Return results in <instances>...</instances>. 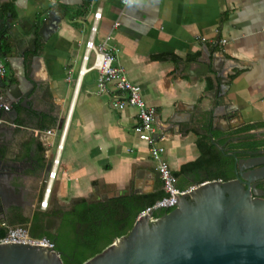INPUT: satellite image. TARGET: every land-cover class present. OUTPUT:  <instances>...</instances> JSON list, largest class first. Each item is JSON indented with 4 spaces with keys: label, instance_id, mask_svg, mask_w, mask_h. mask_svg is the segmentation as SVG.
<instances>
[{
    "label": "crops",
    "instance_id": "crops-1",
    "mask_svg": "<svg viewBox=\"0 0 264 264\" xmlns=\"http://www.w3.org/2000/svg\"><path fill=\"white\" fill-rule=\"evenodd\" d=\"M93 5L103 11L95 41L110 37L109 45L118 49L116 64L156 108L157 139L174 171L200 156L199 137L214 142L215 134L226 132L221 127L230 123L264 121V0H141L126 7L121 0H94ZM89 9L90 0H0V31L10 28L18 45L36 47L25 49V57L34 54L32 96L26 104L21 95L14 106L6 102L10 110L0 127L2 162L17 172L12 179L15 193L6 194L19 202L12 203L6 221L15 211L33 217L38 210L68 211L78 201L99 203L163 189L148 145L135 130L137 108L115 107L113 101L123 95L113 84L100 91L96 70L86 73L76 93L91 24ZM55 10L60 22L53 23L58 26L45 40L35 35ZM203 53L217 54L235 71L227 96L215 90L205 65L195 62ZM2 59L7 85L0 87V98L18 83L21 68L13 59ZM226 105L233 109L229 120L222 115ZM187 109L193 122L177 128L171 118L175 113L184 117ZM68 114L63 136L60 119ZM57 156L50 203L41 209L46 167ZM197 183L192 172L177 176L178 187L184 186L180 188Z\"/></svg>",
    "mask_w": 264,
    "mask_h": 264
},
{
    "label": "water",
    "instance_id": "water-1",
    "mask_svg": "<svg viewBox=\"0 0 264 264\" xmlns=\"http://www.w3.org/2000/svg\"><path fill=\"white\" fill-rule=\"evenodd\" d=\"M56 12L35 29V35L45 40L48 31L58 26V23H53L60 22ZM8 30L0 31V57L13 59L16 64L20 63L21 68L18 83L10 86L6 97L0 98V112L6 102L14 106L18 95L26 104L36 87L30 67L34 54L25 57V49L34 51L36 47L18 45ZM195 62L205 65L203 67L212 77L215 90L227 96L235 71L224 66L215 53L211 56L203 53ZM6 85L4 80L1 87ZM12 111L16 113L15 109ZM190 111L187 109L184 117L175 113L171 118L172 124L179 128L183 123H192ZM222 115L229 120L233 117V109L224 106ZM64 121L62 117L60 127ZM242 124L230 123L221 129L227 132ZM220 149L227 151L223 146ZM240 152H228L235 157V178L206 180L197 183L191 192H176L178 204L175 208L159 217L154 213L165 209L164 206L152 209L148 215H140L128 234L117 238L83 264H264V197L253 184L256 179L264 177V166L253 168L264 163V158L253 156L246 159L239 157ZM2 160L0 154V221L6 219L12 206L6 191L15 193L12 179L17 174L11 170L12 165ZM6 165L8 168L5 169ZM51 166L52 161L46 167V178ZM0 264L65 263L55 247L3 240L0 241Z\"/></svg>",
    "mask_w": 264,
    "mask_h": 264
},
{
    "label": "trees",
    "instance_id": "trees-1",
    "mask_svg": "<svg viewBox=\"0 0 264 264\" xmlns=\"http://www.w3.org/2000/svg\"><path fill=\"white\" fill-rule=\"evenodd\" d=\"M260 129H263L261 134L258 133ZM215 136L216 143L206 136L199 137L200 156L180 171H174L175 175L192 172L199 182L235 178V157L220 147H227L228 151L240 150L239 157L252 156L264 147V121L244 124L224 133L217 132ZM164 195L162 189L156 193L114 197L99 203L78 201L68 211L38 210L33 217L14 210L16 213L8 223L29 225L32 236L51 240L65 264H83L117 238L128 234L140 213ZM172 209L157 210L154 215L159 217ZM0 234H5V230L0 229Z\"/></svg>",
    "mask_w": 264,
    "mask_h": 264
},
{
    "label": "built area",
    "instance_id": "built-area-1",
    "mask_svg": "<svg viewBox=\"0 0 264 264\" xmlns=\"http://www.w3.org/2000/svg\"><path fill=\"white\" fill-rule=\"evenodd\" d=\"M55 3L57 0H49ZM93 1L90 0L91 24L89 28V36L85 43V51L82 58L75 90H79V86L86 75L91 70L98 72V83L100 91H105L108 85L113 84L119 91L122 97L115 99L113 105L117 108H124L126 105H131L137 108V126L136 132L139 138L144 141L149 148L152 159L155 162L156 170L161 179L165 195L156 200L152 205L146 207L141 213V216L148 215L152 209L164 206L165 209L175 208L178 204L176 202V192L185 194L191 192L197 185H192L187 188H180L177 185V176L174 173L169 162L165 159V147L157 139L156 129V115L157 111L154 106L146 103L142 97L141 86L132 82L125 70L116 64V49L109 45V38L100 43H96L95 38L99 31L100 22L103 17V11L100 6L93 7ZM141 0H121V3L126 7L133 5ZM117 25V22L115 23ZM7 73L6 63L0 58V87L4 81ZM120 95V96H121ZM10 106L6 103L2 104V111L0 112V127L6 122L4 112L9 111ZM70 114L66 117L63 125V136L69 125ZM48 132H51L49 130ZM63 142L58 146V152L62 149ZM60 164L59 156L52 161V166L47 178L45 179V186L43 197L40 201V208L46 209L50 203V197L54 187V183L58 174V167ZM139 215V216H140ZM0 229L5 230V234H0V241L10 240L14 243H25L32 245H42L48 248H54V243L46 237H34L30 232L29 225L19 224L12 225L5 219L0 221Z\"/></svg>",
    "mask_w": 264,
    "mask_h": 264
},
{
    "label": "flooded vegetation",
    "instance_id": "flooded-vegetation-1",
    "mask_svg": "<svg viewBox=\"0 0 264 264\" xmlns=\"http://www.w3.org/2000/svg\"><path fill=\"white\" fill-rule=\"evenodd\" d=\"M258 133H259V132H258ZM259 134H261V132H260ZM221 147H222V146H221ZM225 148L227 149V147H225ZM222 151H224V150H222ZM224 152L228 154L229 151H228V149H227V151H224ZM229 155H230V154H229ZM253 156H254V157L264 158V147L259 148V150H258L257 152H255V154H253L252 156H248V157H244V158L248 159V158L253 157ZM262 166H264V163H261V164L255 165L253 168H260V167H262ZM253 184H255L259 190H261V192H262L261 196L264 197V177L259 178V179H256V180L253 182ZM1 197H2V196H1ZM6 199H7V198H6ZM8 200H10L11 203H15V204L19 203V202L17 201V199H15V197H13L11 194H8Z\"/></svg>",
    "mask_w": 264,
    "mask_h": 264
}]
</instances>
